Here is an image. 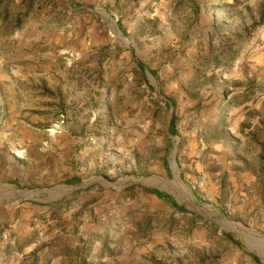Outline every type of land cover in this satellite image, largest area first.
<instances>
[{"label":"rangeland","instance_id":"obj_1","mask_svg":"<svg viewBox=\"0 0 264 264\" xmlns=\"http://www.w3.org/2000/svg\"><path fill=\"white\" fill-rule=\"evenodd\" d=\"M36 1L52 115L0 163V264H264V0Z\"/></svg>","mask_w":264,"mask_h":264},{"label":"crops","instance_id":"obj_2","mask_svg":"<svg viewBox=\"0 0 264 264\" xmlns=\"http://www.w3.org/2000/svg\"><path fill=\"white\" fill-rule=\"evenodd\" d=\"M26 1L10 0L6 12L8 16L0 10V154L6 155L0 159V163L6 167L16 162L25 163L28 159L22 158L23 155L29 156L35 149L41 153L44 147L40 150L37 144L43 138L42 133L33 131L26 123L35 122L34 119L42 121L52 115L48 114L44 103L39 104L38 112L32 113L35 106L31 101L36 97V101L45 99L41 94L37 95L36 91L44 92L47 87L43 77L47 75V69L38 67L41 50L48 40L46 31L39 29L42 25L39 15L19 18L25 12ZM38 2L36 5H39ZM13 19L17 20L15 27ZM53 25L56 26V23L53 22ZM53 40L56 41V37Z\"/></svg>","mask_w":264,"mask_h":264},{"label":"trees","instance_id":"obj_3","mask_svg":"<svg viewBox=\"0 0 264 264\" xmlns=\"http://www.w3.org/2000/svg\"><path fill=\"white\" fill-rule=\"evenodd\" d=\"M146 190L149 191L150 193L156 195V196H159L160 198H167V199H170V200L173 199L171 195H169V194H167V193L161 191L160 189H157V188H146ZM178 207H179V208H182V209L184 208V207L181 206V205H178ZM229 237L232 239V241H233L234 243H238V244L240 243L238 240H236V238H235L232 234H229ZM255 258H256V257H255ZM256 259H257V258H256ZM257 261H258V259H257ZM260 263H261V262H260ZM261 264H262V263H261Z\"/></svg>","mask_w":264,"mask_h":264},{"label":"bare ground","instance_id":"obj_4","mask_svg":"<svg viewBox=\"0 0 264 264\" xmlns=\"http://www.w3.org/2000/svg\"><path fill=\"white\" fill-rule=\"evenodd\" d=\"M177 183L184 189L185 187L183 186V184L179 181V178L177 177Z\"/></svg>","mask_w":264,"mask_h":264}]
</instances>
